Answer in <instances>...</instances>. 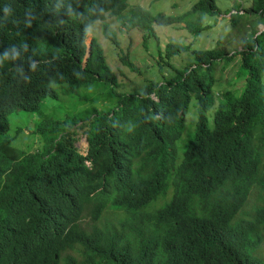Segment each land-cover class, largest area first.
<instances>
[{
  "label": "trees",
  "instance_id": "obj_1",
  "mask_svg": "<svg viewBox=\"0 0 264 264\" xmlns=\"http://www.w3.org/2000/svg\"><path fill=\"white\" fill-rule=\"evenodd\" d=\"M127 6L0 0V264H264V29L255 30L264 25V0L227 19L236 30L251 22L241 49L168 42L167 55L191 47L192 62L132 91L121 90L89 36L93 23L109 35L104 20L113 17L151 35L152 23L185 20L198 36L219 9L216 0H196L172 17ZM60 94H79L91 106L45 115L36 151L1 137L10 111H36ZM193 98L197 118L178 159ZM81 138L85 150L76 144ZM105 207L124 214L116 242L95 224L81 225L86 210L96 221Z\"/></svg>",
  "mask_w": 264,
  "mask_h": 264
},
{
  "label": "rangeland",
  "instance_id": "obj_2",
  "mask_svg": "<svg viewBox=\"0 0 264 264\" xmlns=\"http://www.w3.org/2000/svg\"><path fill=\"white\" fill-rule=\"evenodd\" d=\"M195 1L128 0L127 8L139 5L149 10L151 15L161 13L173 17L186 12ZM250 2L251 0H216L219 11L217 14L206 16V26L198 36L192 34L185 26V20L174 21L170 24L152 23L151 27L154 34L148 35V29L139 24L132 28H127V24L123 25L115 18L107 17L104 21L108 24L109 35L102 33L99 21L93 23L90 31L92 37L94 36L101 44L106 62L115 72L121 90H141L147 80H162L164 76H169L174 68L185 66L194 59L193 49L191 47L183 49L180 52H169V55H167L164 46L168 42L190 43L193 48L202 49L217 45V48L225 53H231L233 50L241 49L244 39L251 30V22H245L240 30H236L230 28L227 19L235 11L241 13L242 10L249 6ZM240 17L244 20L250 19L248 14L240 15ZM262 29H264V25L262 24L255 27L257 32ZM111 32H113V36ZM91 35L89 34L90 37ZM218 40H220L219 43H217ZM123 56H127L126 59L133 63L136 70H131L123 63L121 60ZM237 61L231 66L233 68L229 78H234V73L239 69V63ZM231 67L227 66L223 70L224 72L218 73L219 81L214 84L212 89L215 95L221 90V87L223 88L221 80L228 75ZM244 73H241L240 76L244 75ZM242 80L243 78H240L237 85L242 86ZM53 86L56 87L57 85L53 84ZM78 97L79 94L73 96L60 94L58 99L45 97L41 102L40 108L36 111L19 109L10 111L7 114L8 129L1 134V137L9 138L14 143L13 145L19 149L36 151L41 146V135L35 132V128L45 115L54 112L62 113L75 107L80 109V107L91 106L90 102L85 104L80 103L77 99ZM212 114L213 112L210 110L208 112L209 123H212ZM196 118L197 100L193 98L186 114L183 136L179 142H176L178 146V148L176 147L178 159L180 158L182 148H179V145L187 138L184 132L186 133L193 129ZM76 144L80 150H85L86 142L83 138L79 139ZM252 198L253 194L249 197L250 202H252ZM103 222L111 223V216H106ZM259 250L261 252L264 251V240L261 242Z\"/></svg>",
  "mask_w": 264,
  "mask_h": 264
},
{
  "label": "clouds",
  "instance_id": "obj_3",
  "mask_svg": "<svg viewBox=\"0 0 264 264\" xmlns=\"http://www.w3.org/2000/svg\"><path fill=\"white\" fill-rule=\"evenodd\" d=\"M89 34L91 35L90 32ZM248 200H249V197H248ZM87 206H90V205H87ZM88 211L90 210H86L84 212L81 225L86 226L88 223L95 224L96 229L103 232L108 242H116V240H118L121 237L123 230H125L121 224L122 222L121 219L124 217L123 211L114 210L112 208L105 207V211L102 213L101 217L96 221H91L89 219L90 216H89ZM109 215L112 218V222L111 223L103 222V219Z\"/></svg>",
  "mask_w": 264,
  "mask_h": 264
}]
</instances>
